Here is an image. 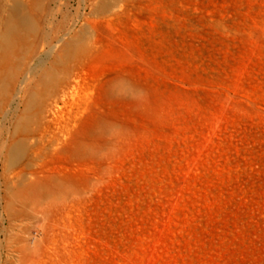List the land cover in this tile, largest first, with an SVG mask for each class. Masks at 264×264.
<instances>
[{"label": "rangeland", "instance_id": "obj_1", "mask_svg": "<svg viewBox=\"0 0 264 264\" xmlns=\"http://www.w3.org/2000/svg\"><path fill=\"white\" fill-rule=\"evenodd\" d=\"M0 252L264 264V0H0Z\"/></svg>", "mask_w": 264, "mask_h": 264}, {"label": "bare ground", "instance_id": "obj_2", "mask_svg": "<svg viewBox=\"0 0 264 264\" xmlns=\"http://www.w3.org/2000/svg\"><path fill=\"white\" fill-rule=\"evenodd\" d=\"M26 20L27 21H31V19L30 18H28V17H26ZM12 33H14V28H10V30H9V32H8V34H7V36H6V38H5V40H8L9 38L8 37H10L11 35H12ZM10 257L8 256V259H9ZM1 252H0V264H1ZM20 264H24V263H20ZM27 264V263H26Z\"/></svg>", "mask_w": 264, "mask_h": 264}]
</instances>
